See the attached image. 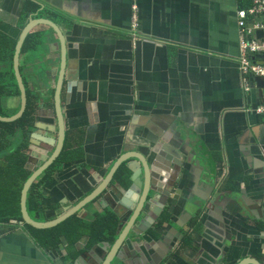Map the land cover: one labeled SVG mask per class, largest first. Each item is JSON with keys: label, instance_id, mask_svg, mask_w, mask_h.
I'll return each mask as SVG.
<instances>
[{"label": "crops", "instance_id": "crops-1", "mask_svg": "<svg viewBox=\"0 0 264 264\" xmlns=\"http://www.w3.org/2000/svg\"><path fill=\"white\" fill-rule=\"evenodd\" d=\"M26 1L0 0L1 27L13 35L33 18L52 19L61 27L70 64L61 90L66 126L70 132L86 129L90 152L105 144L117 152L128 145L143 152L149 141L139 137L137 128L145 122V135L156 137L151 147L161 146L165 138L172 141L181 129L193 149L202 148L201 163L211 170L213 180L222 181L218 192L242 189L264 198V115L257 113L264 105V78L243 72L237 17L252 7L251 0H31L39 8L22 27ZM32 32L46 33V40L41 38L25 53L23 64L32 72L33 88L49 81L41 117L52 127L60 40L47 24ZM70 72H77L78 80L71 81ZM11 102L12 109L17 108L18 100ZM211 174L204 170L207 179ZM59 179L66 183L69 178L64 174ZM46 197L51 194L46 192ZM18 225H0V264L71 263L64 257L65 245L42 247L31 227ZM223 234L219 230L214 236L199 235L213 256L181 254L166 264H229L235 256L227 260L217 255V242L245 244L239 253L249 261L263 258L264 223ZM142 244L129 245L130 257L143 252Z\"/></svg>", "mask_w": 264, "mask_h": 264}, {"label": "flooded vegetation", "instance_id": "flooded-vegetation-1", "mask_svg": "<svg viewBox=\"0 0 264 264\" xmlns=\"http://www.w3.org/2000/svg\"><path fill=\"white\" fill-rule=\"evenodd\" d=\"M31 74L32 72H29V76ZM46 74L48 75V73ZM24 81L28 92V103L30 99L37 100V96L34 95V98H32L30 95V88L34 93L31 81L30 86H27L25 77ZM61 90H63V87H61ZM61 90L64 124L63 147L54 163L33 181L28 191L30 199L27 196V209L34 222L48 223L63 217L65 214L73 213L53 227H58L56 241L61 242V246L67 242H80L78 243L80 245L85 242H143L142 256H128L127 264H166L171 263L181 254H188V257L213 256L208 243L199 242L201 232L206 236H214L220 230L221 234L224 232V236L226 233H229V235L234 234L237 228L241 226L252 229L258 228L257 220L245 221L246 209L244 208L245 203H247L258 216V196L250 195L248 191L240 189L236 201H233L228 208L225 206L220 208L221 197L226 192H218L215 185L221 184L222 181L219 179L218 182H215L211 178L207 179L204 171L202 172L196 166H189L188 164L185 166L184 163H178L176 169H173L171 168L173 165L169 164L170 166H167V159L164 158L163 161H160L155 158L151 150L155 149L157 145L155 144L152 147L151 145L155 142L156 137L145 135L146 122L143 127L137 128L140 129L139 137L149 141L148 144L144 143L145 147L142 146L144 148L143 152L137 150L134 152L133 145H128L127 149L122 148L121 151L117 152L108 149L109 144L96 149L92 148L90 152L85 143L86 129L70 132L66 126ZM47 99H49L47 94L42 96L41 109L45 108ZM51 103L54 107V95L51 96ZM40 108L35 115L34 128L30 136L31 140L38 142V144H36L34 150L30 148V144L27 152L29 157H33L32 162L28 158L26 164V168L31 171L30 177L49 160H43V157L45 155L52 157L59 145V121L55 111L52 122L55 133H52L53 129L45 123V117L39 116ZM156 134L157 138L162 136ZM128 135L125 132V137ZM130 140L134 142L133 135ZM114 147H116L115 144ZM147 150L150 154L145 153ZM93 152H98L100 155L97 157ZM192 152L196 153L197 151L193 149ZM63 154L69 155L70 158H62L59 164L58 160ZM134 154L140 155L142 162L139 159L140 162L136 163V158L131 157ZM123 155H126V157L115 166ZM152 161L160 166L165 165L169 170L168 176L163 177L159 184L160 188L158 187L162 192L155 197L156 211H149L146 215L142 214V223L136 220L130 224L128 223L119 231L118 214L121 215L123 224L132 211L134 213L131 217L135 219L146 210L149 193L146 192L145 198H143L145 194L143 190L141 194L134 193L130 189L131 178L134 175V170L138 171L139 166L141 170V165L144 166L142 163H145L148 166L149 179H151L150 166ZM57 163L58 165L54 166ZM0 164H2V161ZM180 170L181 173L178 176ZM64 174L69 178L66 183H64V180L59 179ZM46 177L48 178L45 179ZM58 179L59 182H57ZM116 188H121L122 193L118 192ZM46 192L51 194L50 198L46 197ZM58 192L59 194H57ZM64 195L66 201L62 199ZM3 197L11 196L6 193V196L3 194ZM118 198L124 199L121 205H118L120 200ZM195 204L199 207H195ZM93 205L96 206V209L89 210ZM39 215H42V217L40 218ZM148 220L150 221L148 222L149 228L144 226ZM142 225L146 227L143 231L140 229ZM30 227L31 233L34 234L37 242H40V238L44 233H49L53 229ZM132 228L140 229L143 235L131 238ZM217 235H220V233ZM217 243L215 250L217 255L233 252L235 256L240 257L239 247H246L245 244L239 245L236 243L233 246L232 243Z\"/></svg>", "mask_w": 264, "mask_h": 264}, {"label": "water", "instance_id": "water-1", "mask_svg": "<svg viewBox=\"0 0 264 264\" xmlns=\"http://www.w3.org/2000/svg\"><path fill=\"white\" fill-rule=\"evenodd\" d=\"M21 12H19V14ZM2 17L6 19L3 16V14H2ZM40 24H47L53 27L54 31L57 33L59 40H60L59 41L60 42V59L57 61V63H55V64H58V66L60 65V69L58 72L57 80L55 82V91H54V111L59 121V130H60L59 131V141H58L59 145H58L57 151L54 153L52 157H48L47 155L43 157V160H47V159L49 160H47L45 165L42 166L38 171H36L24 184V187L21 193V201H20L21 214H22V221H20V226H22L23 228L25 225H30V226H36L42 229H49V228H53L54 226H56L57 224H59L60 222H62L63 220H65L66 218L70 217L73 214V213L65 214L63 217L58 218L52 222L38 223L32 220L28 212V209H27V196H28V191H29L30 186L32 185L33 181L45 169H47L50 165L54 163V160L57 158V156L59 155L63 147V141H64V124H63V113H62L60 90L62 87V78H66V75H68L65 73V70H67L65 68L68 65L70 66V64H69V59H67L68 55H64L63 31L61 27L54 20L48 19V18H38V19L33 18L23 29L19 28L20 31L18 33L16 34L12 33L19 39L16 52H15V72H16V76L19 82L20 89H21L22 106H21L20 112L15 116L5 117L0 114V121L2 122L17 121L20 118H22L24 112L26 111L28 107V92H27V87L24 81V77L22 75V70H21L22 51H23V46H24V43L28 35L30 34L31 31L35 29V27H37ZM258 36L263 37L264 31L258 32ZM258 59L264 60V55L259 56ZM62 68H64L63 73H62ZM68 77L69 78L71 77L72 79L71 81L78 80V73L70 72V76ZM33 91L37 95V104L39 106L38 108H40L42 107V96L45 95V92L44 91L41 92L39 89L37 90V88H33ZM11 101L12 99L9 100L10 106L12 105ZM43 113H44V109L40 108L39 116H42ZM51 128L53 129V131L51 132L55 133V127L52 126ZM184 137H185V133L181 132V129H177L175 133V137H173L172 141H168L167 138H165L164 139L165 143H162L161 146H156L155 149L151 150V153L154 155L155 158H157L160 161H163L164 158L167 159L166 160L167 166L173 165L171 167L173 169H176V166L178 163L180 164L184 163L185 166L186 164H188L189 166H196L199 169H201L202 172L205 170L206 174L207 173L211 174V170L210 169L207 170L205 165H202L201 163L200 156H202V152H201L202 148L195 149L197 151L196 153L192 152L193 147L190 145V140H191L190 137L186 139H184ZM36 144H38V142L31 140L30 148L34 150V148L36 147ZM124 157H126V155H123L121 159L116 163L115 166H117L124 159ZM131 157L136 158V163L140 162L139 159L142 162V158L140 155L137 156L134 154ZM159 157H162V158H159ZM32 158L33 157H29L30 162H32ZM142 164H144L145 168L144 166L141 165V170H140V166L138 168V171L134 170L133 172V169H132V172L134 173V175L131 178L132 183H131L130 189L134 191V193L136 194H141L142 190L145 191L143 198H145L146 192L149 193L148 194L149 201H147L146 203V210L145 212L139 214L135 219L134 217L133 218L131 217L132 214L134 213L132 211L128 219L124 221L123 224H122L123 219L121 215L118 214L119 231H121L123 227H125V225H127L128 223L130 224L136 220L137 222L142 223L143 222L142 214L146 215L147 212L149 211L151 212L156 211L155 207H157V205H155V197L162 192L159 189L160 188L159 184L164 176H168L169 170L166 168L165 165L160 166L159 164H156L155 161H152L151 166H150V170L152 174H151V179H149L148 166L145 163H142ZM29 169H30V166H29ZM180 173H181V170L178 172V176ZM210 178L213 179L212 174ZM218 180L219 179L215 180V182H218ZM215 188H217V184L215 185ZM116 190L122 193L121 188L120 189L116 188ZM238 194H240V190L226 192V194H224L221 197L222 202L219 204V207L221 208L225 206L226 208H228L233 201H236ZM118 199H120L118 205H121V203L124 202V199L122 198H118ZM202 200H208V199H202ZM194 206L199 207L197 204H195ZM244 208L246 209L245 211L246 220L245 221L248 222L252 220H257L259 227H261L262 223H264V198L258 199V216L256 215V213H254L251 206L247 205V203H245ZM148 222L150 221L148 220L146 221V223L144 222L145 223L144 226H146L147 228H149ZM11 223L14 225H18V221L16 220H12ZM144 226L142 225L140 227L141 231H143L144 228H146ZM140 229L132 228L130 237L137 238L139 236H142L143 234H141L142 232L140 231ZM133 243H136V242H120V241L119 242H98L91 246L92 242H86L83 246H78V244L74 242H67L64 246L66 250V254L64 255V257L67 260H71L70 264H72V261H73V264H127V261L125 257L123 256L124 254L123 252L126 251L127 256L132 255V250H130L129 245ZM59 247H61V245H59ZM82 250L83 252L79 254V252ZM262 252L264 254V251ZM231 255L233 256L234 254L226 253L224 256L227 260H229ZM139 256H142V252L139 254ZM252 259H254V261H249L248 255H243L242 257L235 256V259L231 261L229 264L231 263L233 264H264V256L263 258H260V259L258 258L256 259L252 258Z\"/></svg>", "mask_w": 264, "mask_h": 264}, {"label": "trees", "instance_id": "trees-1", "mask_svg": "<svg viewBox=\"0 0 264 264\" xmlns=\"http://www.w3.org/2000/svg\"><path fill=\"white\" fill-rule=\"evenodd\" d=\"M24 8L21 19L22 27L29 15L38 10L39 5L28 0ZM41 38L46 40V33L31 32L24 43L22 56L34 46H38ZM37 39H39L38 42ZM18 41V37L2 29L0 20V114L5 117L15 116L21 110V89L15 72V52ZM11 99L19 100L17 108L12 109L9 103ZM38 107L37 100L30 99L22 118L15 122L0 121V160L2 161L0 164V225L11 226L12 220L18 221V224L22 221L21 190L31 175V171L26 168L29 158L27 152L31 144L30 136L33 132ZM68 156L65 154L60 156L58 163H61L62 158H70ZM6 193L11 197H3ZM28 199H30V194ZM27 226L30 227V225ZM57 228L41 236L39 243L42 247H59L61 242L56 241Z\"/></svg>", "mask_w": 264, "mask_h": 264}, {"label": "built area", "instance_id": "built-area-1", "mask_svg": "<svg viewBox=\"0 0 264 264\" xmlns=\"http://www.w3.org/2000/svg\"><path fill=\"white\" fill-rule=\"evenodd\" d=\"M251 1V8L241 10L237 14L239 35H241L242 69L249 78H264V63L259 59L256 60L257 56L264 55V36H258V32L264 31V0ZM135 8L134 6V11ZM134 27L136 29V26ZM257 113L264 115V105L258 107Z\"/></svg>", "mask_w": 264, "mask_h": 264}, {"label": "rangeland", "instance_id": "rangeland-1", "mask_svg": "<svg viewBox=\"0 0 264 264\" xmlns=\"http://www.w3.org/2000/svg\"><path fill=\"white\" fill-rule=\"evenodd\" d=\"M45 16V15H44ZM45 54H47L48 53V49H47V47H45ZM36 53H40V52H36ZM23 57H24V55L22 56V60H21V65H23V75H24V77H25V79H26V83H27V86H30L29 84H30V81H31V79H30V76H29V72H30V70H27L26 69V66H25V64L26 63H24L23 64ZM44 73V72H43ZM45 73H46V71H45ZM45 75V74H44ZM44 75H43V80H44ZM48 86H49V81H47V82H45L44 84H40V86H39V90L42 92V91H47V92H49V90H50V88L47 90V88H48ZM30 95H31V97L32 98H34V95L35 96H37L36 94H35V92L33 93L32 92V90H31V88H30ZM19 112H20V110H19ZM18 112V113H19ZM17 113V114H18ZM16 114V115H17ZM30 214V213H29ZM12 224V223H11ZM13 226H15L14 224H12Z\"/></svg>", "mask_w": 264, "mask_h": 264}, {"label": "clouds", "instance_id": "clouds-1", "mask_svg": "<svg viewBox=\"0 0 264 264\" xmlns=\"http://www.w3.org/2000/svg\"><path fill=\"white\" fill-rule=\"evenodd\" d=\"M261 56V55H260ZM259 60H262V59H259Z\"/></svg>", "mask_w": 264, "mask_h": 264}]
</instances>
